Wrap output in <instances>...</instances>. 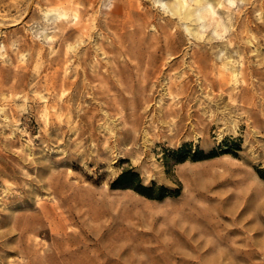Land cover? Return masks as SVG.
<instances>
[{"label":"rangeland","instance_id":"374dc122","mask_svg":"<svg viewBox=\"0 0 264 264\" xmlns=\"http://www.w3.org/2000/svg\"><path fill=\"white\" fill-rule=\"evenodd\" d=\"M173 2L0 0V264H264V0Z\"/></svg>","mask_w":264,"mask_h":264},{"label":"trees","instance_id":"16d2710c","mask_svg":"<svg viewBox=\"0 0 264 264\" xmlns=\"http://www.w3.org/2000/svg\"><path fill=\"white\" fill-rule=\"evenodd\" d=\"M187 147L188 145L184 144L181 148L173 152L175 155L178 156V158H176V161L182 162L187 159H190L192 161H198L216 156L214 153L205 155L204 152L200 149H197L193 153V155L189 156V158L179 156ZM111 187L132 189L135 192L151 199H161L165 196L170 195V192L164 186H157L154 183L150 186L143 185L140 181L138 174L132 170H124L123 172H121L118 177L111 183Z\"/></svg>","mask_w":264,"mask_h":264},{"label":"bare ground","instance_id":"6f19581e","mask_svg":"<svg viewBox=\"0 0 264 264\" xmlns=\"http://www.w3.org/2000/svg\"><path fill=\"white\" fill-rule=\"evenodd\" d=\"M194 6L190 7L186 0H174L171 10L172 15L177 16L181 20H204L208 16H211L212 20L213 15L215 14L214 7L221 6V0H193ZM234 0H228V8L229 6H233ZM192 5V4H191ZM183 10V11H182ZM218 27L221 28L220 22L216 23ZM216 26H214L216 28ZM197 38H201V36L196 33L194 35Z\"/></svg>","mask_w":264,"mask_h":264}]
</instances>
